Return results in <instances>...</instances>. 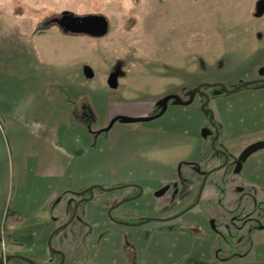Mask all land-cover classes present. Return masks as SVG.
Segmentation results:
<instances>
[{"label":"rangeland","instance_id":"1","mask_svg":"<svg viewBox=\"0 0 264 264\" xmlns=\"http://www.w3.org/2000/svg\"><path fill=\"white\" fill-rule=\"evenodd\" d=\"M64 12L103 16L109 31L65 33L53 22ZM262 68L264 0H0L4 253L42 264H217L209 242L182 234L203 235L192 220L202 204L178 216L199 193L195 169L222 163L218 154L210 160L213 151L235 157L264 142V87L207 89L209 110L229 135L215 146L199 94L190 104L170 102L160 116L158 103L170 95L186 102L202 84L255 82ZM112 74L117 89L108 85ZM115 117L154 119L105 131ZM245 163L240 177L264 207V148ZM210 187L202 200H217ZM150 219L164 221L139 224ZM252 246L244 263L264 264V229Z\"/></svg>","mask_w":264,"mask_h":264},{"label":"flooded vegetation","instance_id":"2","mask_svg":"<svg viewBox=\"0 0 264 264\" xmlns=\"http://www.w3.org/2000/svg\"><path fill=\"white\" fill-rule=\"evenodd\" d=\"M259 77V80L255 81L257 83L252 82L254 84L249 86L264 87V76H261L259 74ZM242 84L245 83L241 82L240 84L232 87L230 90L228 89L229 92L225 91L226 87L222 84L200 85L202 87L207 86L206 88H201V94L198 93L202 100V107L205 105L208 98L210 100L214 99L213 95L207 92L208 88H218L221 90V93L231 94L243 89L244 87L235 91ZM217 94L219 93H216V95ZM173 96L175 97L170 100L169 103L172 101H175L178 104L184 103L179 99L178 95ZM185 96L186 98H188L186 102H191V96H187V92L185 93ZM204 108L207 110V112H204L209 117L210 123L212 125V131H214V135L212 136V138H214L212 140V145L215 146L219 140L223 139V136L226 139L227 137H229V135H227V130L225 131V125L223 124L224 126L222 127L218 124V122L214 120V114H212V112L209 110V103L205 105ZM158 109L159 115L163 112L164 107L158 105ZM218 128L220 129V132H218ZM221 132H223V134H221ZM260 143L264 144V142L255 144ZM255 144L249 146L247 149H245V151ZM263 148L256 150L247 157H244L245 151L239 156L231 157L228 151L219 147L215 151H213L212 155H210V160L214 158L215 154L221 156L223 161L220 165H218V167L214 166L211 170L208 171L199 170V168L195 169L199 171L202 177V182L200 183L198 192L200 193L202 186L204 192L209 184L211 187L207 191H214L216 193L217 200H213L210 198H205L204 200H202L203 192L200 200H198V193L197 198L195 199L193 204H191L189 207H186L184 211L185 213H187L190 210L201 206L202 204L200 214L197 215L200 216L199 219L197 220L194 217L192 220L194 224L199 227V229L203 230L204 233L202 236H199L194 235L193 233L185 234V230H183L184 232L182 234L193 240H198L200 242H209L208 251L210 255H213L214 261L217 264H245L244 261L252 253L253 236H255V234L259 232L260 229H264V207H262L263 203H259L256 200L254 196V189L249 184H246L247 179L240 177V170L246 165L245 161ZM184 164L193 166L197 165L196 163H182L181 166H183ZM221 170L224 171V173L222 176H220L221 178L219 179V177L215 176V174H217ZM213 174L215 177H213ZM168 186L169 192L174 189V183H171ZM79 199L82 200L83 197H79ZM207 208L211 210L213 209L218 218L207 216L205 214ZM222 211L224 213L223 215L220 214ZM178 217H180V215ZM201 217L209 224V228H206L205 225L201 222ZM163 221L164 220L156 222ZM3 240H5L4 237L0 239V264H30L29 260L31 259L23 254H20L19 252L13 250L11 253H4V251L2 250ZM62 253L63 252L61 251L60 254Z\"/></svg>","mask_w":264,"mask_h":264},{"label":"water","instance_id":"3","mask_svg":"<svg viewBox=\"0 0 264 264\" xmlns=\"http://www.w3.org/2000/svg\"><path fill=\"white\" fill-rule=\"evenodd\" d=\"M53 22L58 24L60 26V28H62L65 32L72 33V34H83V35H88V36H91V37H102V36H105L108 33V31H109V23H108L107 19L105 17H103V16L88 15V16H85V17H77V16L72 15V14H70L68 12H64L61 18H55L53 20ZM84 74H85V76L87 78H93L94 77V73H93V71H92V69L90 67H86L84 69ZM260 75L264 76V68H262L260 70ZM254 83H257V82H254ZM254 83L242 84L235 91H237V90H239V89H241V88H243L245 86L252 85ZM108 85H109V87L111 89H117L118 88L119 82H118V76L116 74H112L109 77ZM201 88H202V86H198L197 88L187 92V96H191V101H192V99L194 98V96L196 94H198V93L201 94ZM225 91L229 92L228 89H226V88H225ZM174 97L175 96H173V95L167 96V97H165L164 99H162L158 103V105L164 107L163 112L161 114H163L166 111L169 101L172 100ZM209 100L210 99L208 98L206 103H205V105H207L209 103ZM190 103L191 102H184V103H181V104H190ZM205 105L202 108H203V110L205 112H207V110L204 108ZM159 116H160V114H159ZM151 119H154V117L153 118L115 117L111 121L110 125L105 129V131H109L114 126V124L116 122H118V121L125 122V123H136V122L149 121ZM263 147H264L263 143L255 144L254 146L250 147L248 150H246L244 152V157L249 156L250 154H252L256 150H258L260 148H263ZM93 189H91V191ZM168 190H169V186H166L163 189H161L160 191H158L155 194V196L160 198V197L164 196L167 193ZM202 192H203V186H202V188L200 190L198 200H200ZM113 209H111L109 211V215L110 216L112 215ZM184 213H185V211L183 213H181L180 216L183 215ZM76 214H77V211H75L73 219L76 217ZM153 221H162V220H160V219H150V220H146L144 222H141L139 224H147V223H150V222H153ZM60 230H61V228L58 229V231H56L55 233H53V235L51 236V238L49 240V245H51L55 234L57 232H59ZM29 263L30 264H36L32 260H29ZM63 263H64V261L62 262V264Z\"/></svg>","mask_w":264,"mask_h":264},{"label":"trees","instance_id":"4","mask_svg":"<svg viewBox=\"0 0 264 264\" xmlns=\"http://www.w3.org/2000/svg\"><path fill=\"white\" fill-rule=\"evenodd\" d=\"M207 86H203L202 88H206ZM245 87H249V86H245ZM244 87V88H245ZM87 194V191H85V192H81V193H78V196L81 198V197H83L84 195H86ZM55 236H56V234H55ZM54 236V237H55ZM54 239V238H53Z\"/></svg>","mask_w":264,"mask_h":264},{"label":"crops","instance_id":"5","mask_svg":"<svg viewBox=\"0 0 264 264\" xmlns=\"http://www.w3.org/2000/svg\"><path fill=\"white\" fill-rule=\"evenodd\" d=\"M219 116H221V114H219ZM52 207V209L54 208V205L53 206H51ZM56 207V206H55ZM68 208V207H67ZM50 216L52 217V213L50 214ZM86 242H87V238H86Z\"/></svg>","mask_w":264,"mask_h":264}]
</instances>
